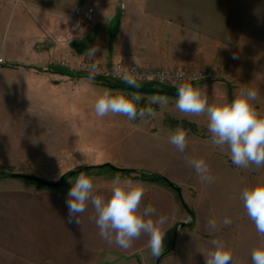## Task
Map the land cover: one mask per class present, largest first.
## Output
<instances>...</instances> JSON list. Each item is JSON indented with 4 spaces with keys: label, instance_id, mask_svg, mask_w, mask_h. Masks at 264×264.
<instances>
[{
    "label": "crops",
    "instance_id": "0c3cea01",
    "mask_svg": "<svg viewBox=\"0 0 264 264\" xmlns=\"http://www.w3.org/2000/svg\"><path fill=\"white\" fill-rule=\"evenodd\" d=\"M89 5L94 7V13L87 24L77 19L75 10ZM100 18L117 20L109 44L101 36H90L92 22ZM5 33L8 34L6 42ZM74 41L81 44L80 50L75 48L80 53H76L84 57L93 46L99 48V53L102 44L106 45L104 55L96 53L93 58L109 63L218 69L219 80L198 85L205 91L224 92L230 83H238L236 90L241 86L264 88V0H0L2 67L32 66L39 60L41 48L65 49ZM127 127L135 130L129 131L131 136L144 145L147 143L148 157H157L159 152L166 156L172 154L177 162L175 167L150 163L129 165L120 158L105 161L120 168L165 174L182 188L183 198L191 208L190 201L195 198L188 190L184 191L187 183L181 180L179 166L187 172L192 168L184 162L185 153L178 156L166 149L169 134L175 129L164 127L160 132L158 128L149 131L140 124ZM187 138L190 145L208 144L207 137L191 131ZM157 141H162L165 149L159 148ZM4 162L7 161L0 159V163ZM116 175L90 174L95 193L109 196L111 181ZM260 177L264 179V171ZM133 179L140 180L146 188L141 208L151 204L158 215L167 218L164 242L173 232L175 240L169 241L171 248L166 258L180 264L194 261L196 264L199 260L205 264L204 253L211 248L209 241L220 239L232 250L235 264H251V253L261 238L243 208L240 193L244 188H217L215 192L214 188L202 187L201 196L214 193L216 201L196 203L191 214L182 206L175 190L160 183ZM71 186L39 187L19 182L12 176H0V264H115L116 259L122 258L125 262L132 260V264H147L150 249L146 234L127 249L108 243L100 237L91 219L95 213L90 204L80 216V225L68 221L65 201ZM186 216L192 218L191 222L180 226ZM225 216L231 219L230 226H221L212 233L206 230L208 220L219 221ZM159 264H163V258Z\"/></svg>",
    "mask_w": 264,
    "mask_h": 264
},
{
    "label": "rangeland",
    "instance_id": "374dc122",
    "mask_svg": "<svg viewBox=\"0 0 264 264\" xmlns=\"http://www.w3.org/2000/svg\"><path fill=\"white\" fill-rule=\"evenodd\" d=\"M87 7L93 6L89 5ZM116 22L117 20L113 19H94L93 24L90 26V36H101V40L109 44ZM105 48L106 45L102 44V52L97 53V56L104 55L106 52ZM41 49L39 60H36L32 66L16 65L2 67L3 61L0 67V159L7 161L0 163L1 175L11 173L12 176L13 172H20L45 180L58 181L63 175L69 174L72 170H82L81 163L83 161L87 162L85 166L102 165L111 163L105 160L112 158H120L123 161H127L129 165L140 166L143 163H150L154 166L175 167L177 162L174 155L169 154L166 156L159 152L156 155L157 157H148L147 143L144 145L140 140L130 135L129 131L135 132V130L131 128L128 130L129 127L127 125L140 124L142 128H147L149 131L157 130L156 128H158L160 132H163L161 129L164 127L172 129L181 127L200 137H207L208 144L199 143L198 145H190L188 143L185 154L189 157L192 156V158H203L206 160L210 167V174L214 178L212 184H202L194 169L191 172H187L184 171L185 167L183 168L179 164L181 180L187 183L184 185L189 186H184V191L188 190V193L193 194V198H195V200L190 201L189 206L191 208L188 207L186 200L183 198L181 193L182 188L165 174L158 172L178 186L180 194L190 210L195 209L196 203H201V201H216L217 197L214 193L210 196L206 194L201 196L202 187L214 188L215 192L217 188L220 190H227L233 187L242 189L254 185L263 179L260 176L262 171H264V167L255 170L238 168L232 164L227 147L221 149L212 145L210 134L207 130V117L203 115L186 116L179 112L175 107L177 96L141 93L143 99L139 102L138 108L143 107L142 103L145 105L144 107H153L156 112L155 117L140 118L138 116L134 121H129L123 115L109 114L103 118L97 117L94 104L98 94L106 88L112 89L114 92L121 90L109 87L102 78L97 77L101 76L99 73H89L82 70L81 66L83 63L89 61L97 64L99 68H104L113 63H109L105 59L79 56L76 53L77 50L72 45L70 47L66 46L65 49L59 46L54 49H51V47L46 48L47 50ZM118 62L125 65L134 64L141 69L143 68V70H196L187 67H145L135 63L126 64L122 61ZM60 68H67L75 73L72 76L62 74L57 72ZM207 68L214 69L218 76L216 75L213 79L198 82L196 83L197 86L201 83L220 79V71L218 69ZM227 85L229 87L227 89L229 90L228 92L227 90L223 92L220 89L206 91L209 96V103L221 96L229 100V93L233 99L234 93L238 88V83ZM258 86L259 88L257 87L256 89L258 96L255 101V107L259 112L264 113V88L262 85ZM154 95L167 96L168 104L166 106L151 104V97ZM193 117L198 118L200 121H193L191 119ZM170 118L193 122L197 130L187 129L181 123L174 124ZM156 145L163 149L166 147L162 141H157ZM170 146L172 145L168 143L166 149L176 152L178 156L185 155L178 152L176 148L171 149ZM111 164L117 165L115 163ZM105 170L106 168L103 169V171ZM106 171L109 172H105V175H110L113 172L111 170ZM139 171L146 173L155 172L152 170ZM80 172L74 175L69 174L70 177L66 179L64 185H70V181H74ZM119 173L123 174L122 171L117 170L116 174ZM14 179L25 184L36 185L35 181L32 180L18 177H14ZM189 217L186 218V221ZM172 238L173 232L163 243L164 249L159 256L161 259L163 258V264H180L177 260L166 258L167 252L171 248L169 241ZM147 255L149 256L147 264H155L158 261L159 257H153L151 252H147ZM105 260H108L107 256ZM124 260L123 258L116 259L115 264H132V260L127 262ZM144 261L143 263H145ZM194 262H190L189 264H194ZM201 263L203 262L199 260L196 264Z\"/></svg>",
    "mask_w": 264,
    "mask_h": 264
},
{
    "label": "clouds",
    "instance_id": "9594fccd",
    "mask_svg": "<svg viewBox=\"0 0 264 264\" xmlns=\"http://www.w3.org/2000/svg\"><path fill=\"white\" fill-rule=\"evenodd\" d=\"M83 32L81 31V35ZM3 40L7 41L5 33ZM98 47L93 46L86 51L89 58L96 56ZM235 58V57H234ZM94 73L97 66H86ZM185 74L180 72L177 78L184 80ZM91 78V77H90ZM120 78L130 88L139 89L143 77L132 72L120 74ZM166 73L161 74V82L168 79ZM203 77L189 76L177 87L176 109L186 116H206L207 130L210 142L218 148H225L230 153L233 165L238 168L255 170L264 167V113L255 107L258 93L255 89L241 86L229 101L226 97H217L209 103L205 90L194 82ZM143 99L139 91L123 92L104 89L98 94L94 104L97 117L103 118L109 114L123 115L129 121L139 116L155 117L153 107H139ZM151 104L166 106L167 96H152ZM188 130L177 127L169 134L168 142L178 152L185 153L188 147ZM81 163V167L86 165ZM187 166L195 170L200 182L210 185L214 178L210 174L209 164L203 158L185 156ZM71 188L67 193L66 206L68 221L80 225V216L87 210L89 204L95 215L91 217L99 229L100 237L108 243H115L123 249L132 246L142 234L148 236V248L153 257H159L164 249V238L167 228L164 227L166 217L158 215L156 208L148 204L141 208L146 192L145 185L138 179L121 178L117 174L111 181L110 195L105 197L95 193L93 178L80 172L75 181H70ZM243 208L249 220L255 225L261 242L251 253V264H264V179L256 184L245 187L240 193ZM186 223L191 222V217ZM231 219L225 216L217 221L213 218L207 221L206 230L209 233L217 231L221 226L228 227ZM210 250L204 253L205 264H235L232 250L220 239H211Z\"/></svg>",
    "mask_w": 264,
    "mask_h": 264
},
{
    "label": "trees",
    "instance_id": "16d2710c",
    "mask_svg": "<svg viewBox=\"0 0 264 264\" xmlns=\"http://www.w3.org/2000/svg\"><path fill=\"white\" fill-rule=\"evenodd\" d=\"M117 29V28H116ZM71 45L73 47H75L77 50H80L79 47L81 46L80 42L74 41L71 43ZM57 72L62 73V74H67V75H74V71H70L67 68H60L57 70ZM100 77L104 80V82L111 88L114 89H119L121 91H139L140 93L143 94H163V95H170V96H177V87H173V86H155L153 84H149V83H141V87L139 89H134V88H130L126 83H124L122 80H112V79H106L103 78L102 76H97ZM198 83V82H197ZM196 84V83H195ZM232 100L231 94L229 93V101ZM142 106L144 107L145 105L142 103ZM172 120V123H177V124H182L185 128L187 129H191L196 131V125L193 122H190L188 120H174L172 118H170ZM106 170H111L113 171L112 174H116L117 170L112 168V165L109 163H105L102 165H89V166H84L82 167L81 172L86 173L87 175L90 174H105V172H109V171H103V169ZM111 173V172H110ZM123 174H125L128 177L131 178H139L142 180H147V181H152V182H156V183H160L162 185L168 186L171 189L175 190L178 194V197L180 198L181 203L184 205V207L191 213L193 214V212L187 207V205L185 204L181 194H180V189L178 188V186L175 183H172L171 180H169L166 176H164L163 174H160L158 172H142L139 171L138 169H134V168H125L122 171ZM0 176H11V173H7V174H0ZM70 175L67 173L65 175L64 178V182L61 185H57V186H52V185H46V184H42V183H38L35 182L37 184V186L39 187H47V188H59L62 187L65 184V181L67 178H69ZM173 184V185H172Z\"/></svg>",
    "mask_w": 264,
    "mask_h": 264
},
{
    "label": "built area",
    "instance_id": "2783aa9c",
    "mask_svg": "<svg viewBox=\"0 0 264 264\" xmlns=\"http://www.w3.org/2000/svg\"><path fill=\"white\" fill-rule=\"evenodd\" d=\"M93 13L94 8L93 7H87L83 8L82 6H78L75 10V15L79 21L90 23L93 19ZM3 58L0 57V67L3 63ZM92 62H85L82 64L81 69L85 70L89 73H92L89 71V68L86 66H90ZM97 70L92 73H99L103 78L106 79H112V80H122L120 78V74L124 72H132L135 71L136 74H139L143 77V80L140 81L141 83H149L153 84L155 86H177L184 82L189 76L196 75L198 77H203L201 79H198L194 83L206 81L209 79H213L216 77L217 72L214 69H209L207 67L199 68L196 70L191 69H153V70H143L139 66H136L134 64L131 65H125L121 62L113 63L111 65H108L104 68H99L97 64ZM183 72L185 74L184 80L178 79L177 74ZM166 73L168 75V79H165L163 82H161V74ZM218 76V75H217Z\"/></svg>",
    "mask_w": 264,
    "mask_h": 264
},
{
    "label": "water",
    "instance_id": "95a60500",
    "mask_svg": "<svg viewBox=\"0 0 264 264\" xmlns=\"http://www.w3.org/2000/svg\"><path fill=\"white\" fill-rule=\"evenodd\" d=\"M111 164V163H109ZM112 165V164H111ZM112 168L118 171H123L125 168H119L117 166L112 165ZM81 170H72L69 172L70 175H74L77 172H80ZM12 177H18V178H24V179H28V180H32L38 183H42V184H46V185H52V186H57V185H61L64 182V178L65 175H63L58 181H51V180H45L43 178L34 176V175H30V174H26V173H20V172H13L12 173ZM173 185V184H172ZM185 222H182L180 224V226H184ZM161 260V257L158 258L157 263H159Z\"/></svg>",
    "mask_w": 264,
    "mask_h": 264
}]
</instances>
